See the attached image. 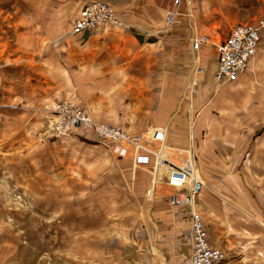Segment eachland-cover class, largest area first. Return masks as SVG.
Listing matches in <instances>:
<instances>
[{
	"label": "rangeland",
	"instance_id": "1",
	"mask_svg": "<svg viewBox=\"0 0 264 264\" xmlns=\"http://www.w3.org/2000/svg\"><path fill=\"white\" fill-rule=\"evenodd\" d=\"M25 1L38 5L39 18L47 11L68 27L75 16L74 5L81 2L83 6L91 0H55L54 12L46 8L44 0H24V4ZM105 1L116 7L124 27H133L145 36H164L174 26L190 24L183 18L180 24L167 27L165 12L174 0ZM191 1L190 26L194 34L197 31L210 35L212 41L226 38L236 24L264 19V0ZM14 2H0V8H9L0 15V34L5 26L12 28L9 14ZM13 39L10 35V41ZM5 40L0 38L1 43ZM258 49L246 71L255 80L253 95L256 90L263 92L262 114L248 124L264 131V33ZM201 51L202 62L210 74L217 63L214 42ZM57 69L48 91H44L40 76L39 96L34 101L29 79L17 76L19 93H30L28 98L24 96L28 108L23 104L10 108L0 105V264H133L136 251L145 253L146 244L141 239L145 237L149 242L153 236L158 237L155 233L162 211L159 200L145 202V198L152 202L154 199L146 197L132 159L118 158L112 143L100 140L94 131L75 129L67 135L58 132L53 124L58 114L47 111V107L69 101L91 118L100 117L116 125L123 122L121 127L103 123L133 136L141 135L158 126L150 123L143 129L136 127L144 117V108L147 109L143 103V83H86L77 74H63ZM10 82L15 84L14 76H8L6 83L0 81V96L4 94V85ZM215 86L216 91L220 84ZM44 95L49 98L45 100ZM12 101L13 106L19 105V101ZM250 103L259 104L255 99ZM210 105L194 119L205 125L200 130L198 157L208 182L200 212L206 218L211 243L225 253L228 264H264V168H254L258 163L249 161L257 151L264 153V145L256 146V138L237 136L238 130L228 136L230 131L216 122L222 112L217 107L209 110ZM184 116L187 120L186 113ZM237 122L234 125H239ZM170 151L173 152L168 148L166 156ZM249 166L251 171L246 172ZM157 184L156 181L157 197L170 191Z\"/></svg>",
	"mask_w": 264,
	"mask_h": 264
},
{
	"label": "crops",
	"instance_id": "2",
	"mask_svg": "<svg viewBox=\"0 0 264 264\" xmlns=\"http://www.w3.org/2000/svg\"><path fill=\"white\" fill-rule=\"evenodd\" d=\"M2 1L7 3L8 0ZM44 1L47 3L46 8L54 12L55 0ZM23 2L24 0H15L13 12L9 14L12 19L10 23L12 28L5 26L3 33L0 34V38L6 39L2 43L0 42V81L6 83L8 76H14L15 81V84L12 81L11 84L4 85L5 91L2 92L4 94L0 96L1 106L10 108L25 105L24 107L28 108L29 102L28 100L25 102L24 96L28 98L30 93H19L17 76L29 79L33 93L31 97L34 101L39 96L40 76H42L41 82L45 87L44 91H48L54 82L55 67H58L57 70L63 74H77L80 77L79 80L86 83L102 81L143 83V97L146 100L143 103L147 109L144 108V117L136 127L143 129L150 123L168 126V145L173 150L168 156L173 160L180 161L182 153L191 151L198 169V176L205 183L204 189L196 199V208L199 211L200 204L205 199L204 190L208 177L202 174L201 159L198 157L201 146L199 142L200 130L205 125L201 121H195L197 122L195 123L194 119L197 120L211 104L209 110L217 107L222 112L216 122L226 132L230 131L227 133L228 136L232 135L231 131L238 130L237 136L256 138V146L264 145L263 128L258 129V127L248 124L253 117L261 116L263 106V92L256 90L253 95L255 80L252 79L248 71L242 73L237 81L220 83L215 91L214 72L218 65L217 53L216 66L210 74L207 68L199 94L192 96L189 93L187 86L195 57L191 46L194 31L190 26L192 20L189 17H185V21L187 23L190 21V24L174 26L166 31L164 36H145L142 31L129 26L95 28L81 34H73L71 32L73 22L84 7L81 2L74 5L72 13L75 16L72 24L68 27L60 24V20L56 19L53 13L52 16H49L47 11L43 12L44 16L39 18L38 5L30 1H25V4ZM7 9L9 8H0V15L7 12ZM10 35L14 36L12 41H10ZM7 36L9 37L7 38ZM113 75L119 78L112 77ZM66 80L70 81L72 78L66 77ZM48 98V95H44L45 100ZM13 99L19 101V105L13 106ZM254 99L259 104L251 105L250 102ZM207 112L209 111L207 110ZM184 113L188 116L187 120ZM97 118L94 117V121L112 124L104 121L105 119L102 120L103 118ZM232 118L235 121L231 120ZM236 121L239 125H234ZM123 124L120 122V126L112 125L121 127ZM243 128H245V133H242ZM91 132L93 131L91 130ZM89 137L93 140L92 134H89ZM206 144L203 146L207 148ZM228 159L244 160L236 157H232V159L228 157ZM249 161L258 163L254 168H264L263 151H257ZM131 163L133 166L132 160ZM250 167L252 166L246 168V172L251 171ZM152 168L153 163L134 169L135 175L139 171L137 177L142 184L144 183L145 191L152 182ZM159 184L170 191L165 195H158L153 202L145 198V202L148 204L159 200L158 203L162 211L158 214L159 229L158 233H155L158 237L153 236L149 242L145 237L141 239L146 244L145 253L136 251L133 264H185L186 257L192 251L191 208L187 207V210L173 209L169 198L175 192L172 190L175 188L169 185L166 176H162ZM147 215L150 218L148 213ZM213 217L216 216L213 215ZM204 219L206 222V218ZM214 221L216 222V220ZM151 222L154 226L156 225L154 221ZM152 234L155 235L154 232ZM101 256L96 255V257Z\"/></svg>",
	"mask_w": 264,
	"mask_h": 264
},
{
	"label": "built area",
	"instance_id": "3",
	"mask_svg": "<svg viewBox=\"0 0 264 264\" xmlns=\"http://www.w3.org/2000/svg\"><path fill=\"white\" fill-rule=\"evenodd\" d=\"M191 5V0H174L172 7L166 10L167 27L180 24L185 17L192 20ZM124 26L114 5L105 0H91L76 16L71 32L81 34L95 28ZM263 33V18L234 25L229 35L219 41H212L210 35L196 31L191 39L195 57L187 86L189 93L192 96L199 94L203 76L207 73V67L204 66L200 55L205 45L214 42L218 53L214 82L218 84L224 81L234 82L250 68L257 55ZM47 111L58 114L55 115L53 124L62 134H70L75 129L92 130L100 140L112 143L113 151L118 158L132 159L134 168L153 163L152 182L146 189V197L151 200L157 197L156 179L159 183L162 176H166L169 185L176 190L170 195V204L173 207L191 208L192 251L186 257L185 264H228L225 253L211 244L204 216L196 208L197 196L204 189L205 183L198 176L193 156L191 161L182 157L179 161L181 163L166 156V150L169 148L168 126H153L145 133L133 136L115 126L95 122L69 101L48 106Z\"/></svg>",
	"mask_w": 264,
	"mask_h": 264
},
{
	"label": "bare ground",
	"instance_id": "4",
	"mask_svg": "<svg viewBox=\"0 0 264 264\" xmlns=\"http://www.w3.org/2000/svg\"><path fill=\"white\" fill-rule=\"evenodd\" d=\"M166 152H167V150H166ZM169 157V156H168ZM182 157L183 158H185V159H187V160H189V161H191L192 160V155H191V153H183L182 154ZM156 181H157V179H156ZM174 188V187H173Z\"/></svg>",
	"mask_w": 264,
	"mask_h": 264
}]
</instances>
